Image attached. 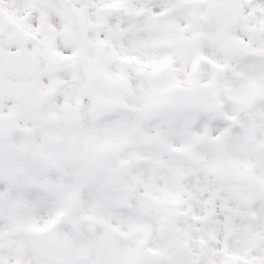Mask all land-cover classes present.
Listing matches in <instances>:
<instances>
[{
	"label": "snow or ice",
	"instance_id": "snow-or-ice-1",
	"mask_svg": "<svg viewBox=\"0 0 264 264\" xmlns=\"http://www.w3.org/2000/svg\"><path fill=\"white\" fill-rule=\"evenodd\" d=\"M0 264H264V0H0Z\"/></svg>",
	"mask_w": 264,
	"mask_h": 264
}]
</instances>
